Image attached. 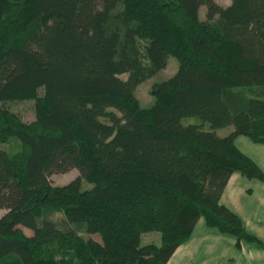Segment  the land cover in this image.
Instances as JSON below:
<instances>
[{
	"label": "trees",
	"instance_id": "1",
	"mask_svg": "<svg viewBox=\"0 0 264 264\" xmlns=\"http://www.w3.org/2000/svg\"><path fill=\"white\" fill-rule=\"evenodd\" d=\"M239 135L264 144V0H0V264H165L199 218L264 248L219 201L233 172L264 185Z\"/></svg>",
	"mask_w": 264,
	"mask_h": 264
},
{
	"label": "rangeland",
	"instance_id": "2",
	"mask_svg": "<svg viewBox=\"0 0 264 264\" xmlns=\"http://www.w3.org/2000/svg\"><path fill=\"white\" fill-rule=\"evenodd\" d=\"M214 1L218 4H221V5H225L229 2V0H214ZM204 10H205L204 6H200L198 9V17L200 19L203 18ZM176 66H177L176 59L173 56L169 55L166 59V65L163 69L159 70L153 76L147 78L146 80L142 81L141 83H139L136 86L135 94H136L137 98L139 99L141 105L144 106L146 104H149L152 101V98L149 94L150 85L155 81H159V80H162V79L170 76L175 71ZM123 76L124 75H121V77H123ZM2 105L5 106L11 112L16 113L24 121H29L33 118V105H34L33 99L7 101V102L2 103ZM193 120H194L193 118H185L183 120V122L191 123V122H193ZM203 129L209 130V126L207 123L203 124ZM231 129H232L231 126H226L223 128L215 129L214 132L218 136H224L228 132H230ZM243 141L251 144V142L246 137L241 136V135H239L236 138L235 143L240 148H243L242 147ZM252 145H254V144H252ZM18 148H19V141L17 139L11 138L8 142L0 143V149L6 151L7 153H12V152L18 150ZM76 175H77V171L73 168V169H69L68 171H66L64 173H52L48 176V179H49L50 183L53 185H62V184H65L66 182H68L69 180H71L72 178H74ZM234 175H236L237 178L242 180L241 186H243V187L250 186L251 187V196H250V198H248V199H251V204H248V206H250L251 209L253 208V210H255L254 211L255 214L256 213L258 214L259 210L264 211L260 207V206H263V208H264V198H262V197H264V188H263L264 186L256 180H253V179L248 180V179L240 176L237 172H234ZM244 182L245 183L249 182V184L244 185ZM239 183H237V185ZM254 183L257 185V187L254 186ZM90 186H91V184L89 182H85L83 180L80 181V189L81 190L88 189V188H90ZM229 188H230V191L229 190L226 191V194H224V199L225 198L228 199L229 196L232 195L234 192V189H235L234 187L230 186ZM236 191H237V189H235V192ZM241 192H242V194L245 193L244 191H241ZM247 208L250 209L249 207H247ZM258 208H259V210H258ZM3 212H4V210L0 209V215ZM247 215H249V214L247 213ZM246 230L248 231V229H246ZM23 232L25 234H29L28 230H26V229H23ZM202 232L205 233L206 239L208 241H211V242L216 241V240H214V238L218 239V237H221V238L223 237L221 241L225 244V237H228L231 239L233 238V236H231V235H227V234L221 235V234L217 233L214 229L205 227L202 219L199 218L198 223L195 227V233L197 235H200V233H202ZM252 234H254V233H252ZM258 234H259V236L256 234H254V235L264 241V225L261 227V232ZM148 242L158 244L159 243L158 232L151 231V232L142 233L140 235L139 244L142 245V244H145ZM242 243H245V245L247 247H251V249H253V248L257 249L258 248V246L256 244L246 243V242H242ZM186 245H189V241L186 243ZM219 254H220L219 251H215V252L211 253L210 255H208V257L204 256V258H208V259L213 258L214 262L212 264H219V261H220ZM202 257H203V255H202ZM184 258H190V257H189V255H187V257H184ZM168 264H181V257L179 256V253L176 252V254L171 256V258L168 261Z\"/></svg>",
	"mask_w": 264,
	"mask_h": 264
},
{
	"label": "crops",
	"instance_id": "3",
	"mask_svg": "<svg viewBox=\"0 0 264 264\" xmlns=\"http://www.w3.org/2000/svg\"><path fill=\"white\" fill-rule=\"evenodd\" d=\"M237 137L238 136L234 138L235 146L241 152H243L248 157H250L258 165V167L264 172V144H255L252 143L251 141L250 144L243 141L242 142L243 148H240L235 143ZM241 181H242L241 179L237 178L236 175H234V172L231 173L223 188L219 201L221 204H223L228 209L233 211L241 219L244 227L248 229L249 232L259 236L258 233L261 232V227L264 225V211H260L259 208L261 207L263 210L264 208L263 206H260L258 208L259 210L258 214L257 213L255 214L254 213L255 210H253V208L251 209V207L248 206V204H251V199H248L251 196V187L241 186L242 184ZM237 183L239 184L237 185ZM245 184H249V182L248 183L244 182V185ZM230 186L237 189V191L235 192L234 189L233 194L230 195L228 199L227 198L224 199V194H226L227 190L230 191L229 188ZM254 186L257 187L255 183ZM241 191H244L245 193L242 194ZM247 207H249L250 209H248ZM247 213L249 215H247ZM198 220L190 234L189 239L183 244L177 246V248L173 251L171 255L173 256L174 254H176V252L179 253V256L181 257V264H212L214 262L213 258L208 259V258H204V256L208 257V255H210L215 251L220 252L219 264H264V248H261L260 246L257 245L258 246L257 249L255 248L251 249V247H247L245 243L242 242H240L238 247H234L233 245L234 239L228 237H225V244L221 241L223 237L222 238L218 237V239L214 238V240L216 241H212V242L208 241L205 237L204 232L200 233V235H197L195 233V227L198 223ZM188 241H189V245H186ZM261 241L264 243L263 240ZM187 255H189L190 258H184L187 257ZM171 256L169 257V259L171 258ZM169 259L165 264H168Z\"/></svg>",
	"mask_w": 264,
	"mask_h": 264
}]
</instances>
